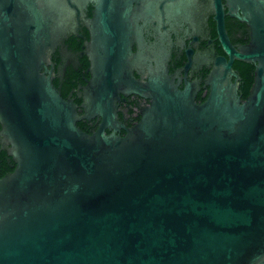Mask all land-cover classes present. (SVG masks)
<instances>
[{"label":"water","instance_id":"obj_1","mask_svg":"<svg viewBox=\"0 0 264 264\" xmlns=\"http://www.w3.org/2000/svg\"><path fill=\"white\" fill-rule=\"evenodd\" d=\"M140 1L0 0V150L14 162L0 177V264H264V0H230L251 41L237 49L219 30L227 56L203 102L164 58L134 75L139 19L156 15ZM89 3L80 114L49 65ZM235 59L255 67L245 99ZM131 93L150 103L122 136ZM95 117V132L78 126Z\"/></svg>","mask_w":264,"mask_h":264},{"label":"flooded vegetation","instance_id":"obj_2","mask_svg":"<svg viewBox=\"0 0 264 264\" xmlns=\"http://www.w3.org/2000/svg\"><path fill=\"white\" fill-rule=\"evenodd\" d=\"M146 1L135 2L133 6L141 9ZM152 1L156 15L139 19L142 41H135L132 45L133 53L138 52L144 57L143 61L133 66L134 75L140 80H147L151 74L150 67L155 68L157 61L164 58L171 79L180 88L192 83L196 90V102H203L209 94V86L205 84L216 67V60L227 56L219 30L226 32L231 45L240 49L251 41V26L235 15L242 14V9L238 8L237 2L230 0ZM94 9L95 4L89 3L85 10L86 16L79 20L77 32H69L50 57L49 67L54 68V85L65 98H71L79 105L80 114L84 111L81 106L82 87L86 84V78L90 77V61L83 49L89 39L85 21L93 16ZM246 64L238 59L233 61V68L240 76L238 88L241 92L244 76L240 66ZM149 103L150 99L136 93L122 95L117 104V133L124 136L126 128L136 125ZM79 124L83 130L93 133L99 128L100 120L98 117L83 119ZM114 128H106V131L110 133Z\"/></svg>","mask_w":264,"mask_h":264},{"label":"trees","instance_id":"obj_3","mask_svg":"<svg viewBox=\"0 0 264 264\" xmlns=\"http://www.w3.org/2000/svg\"><path fill=\"white\" fill-rule=\"evenodd\" d=\"M244 80L243 84L241 86L243 95L242 98L245 99V97L248 95L250 87L254 80V65L253 64H246V66H240ZM78 125L80 126L79 122ZM81 127V126H80ZM82 128V127H81ZM83 129V128H82ZM14 162L8 161V157L6 155V152L3 150H0V177L6 174L9 171H12Z\"/></svg>","mask_w":264,"mask_h":264}]
</instances>
